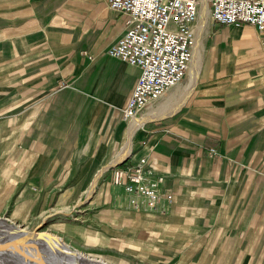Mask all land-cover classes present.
<instances>
[{
	"label": "crops",
	"instance_id": "obj_1",
	"mask_svg": "<svg viewBox=\"0 0 264 264\" xmlns=\"http://www.w3.org/2000/svg\"><path fill=\"white\" fill-rule=\"evenodd\" d=\"M125 22L103 0H0V127L16 136L0 160V210L18 193L12 211L25 217L50 191L89 188L122 147L131 125L123 108L139 69L107 49ZM211 24L215 37L185 100L133 128L118 162L143 158L161 178L156 211L132 209L122 186L102 184L94 198L108 208L91 225L106 244L79 250L86 256L264 264V50L251 25ZM174 94L170 87L136 116L162 110Z\"/></svg>",
	"mask_w": 264,
	"mask_h": 264
},
{
	"label": "built area",
	"instance_id": "obj_2",
	"mask_svg": "<svg viewBox=\"0 0 264 264\" xmlns=\"http://www.w3.org/2000/svg\"><path fill=\"white\" fill-rule=\"evenodd\" d=\"M126 16L124 32L107 49L110 57L138 67L139 74L123 108L131 119L148 102L179 83L196 46L194 26L201 0H103ZM213 22L254 27L264 50V0H209ZM111 180L123 187L128 205L153 213L164 196L160 177H152L141 158L136 164L113 166ZM167 199L171 195H166Z\"/></svg>",
	"mask_w": 264,
	"mask_h": 264
},
{
	"label": "rangeland",
	"instance_id": "obj_3",
	"mask_svg": "<svg viewBox=\"0 0 264 264\" xmlns=\"http://www.w3.org/2000/svg\"><path fill=\"white\" fill-rule=\"evenodd\" d=\"M203 2H205V7H206L207 29H206V32L205 31L202 32V35L200 36L201 37L200 43H199V39L197 43L198 45H201L199 47L200 48L199 49L200 50L199 71H201L204 58L207 54V48H208L207 45L210 43V40L215 37V34H212V31H211V29L214 26L211 24L213 21L210 15L209 0H204V1L201 0V2H199V16L203 9L202 8ZM214 29L215 27L213 28V30ZM190 80H191V76L188 73V68H187V72L185 73L184 77L177 84L180 85V84H183L185 81L189 82ZM10 129H14V128L0 127V151H1L0 160L2 161H3L2 159L3 150L7 149L10 151L11 146H13V143H14V142H9V139H11V137H16L14 133L10 132ZM4 153H6V151H4ZM124 163L125 161H122L121 163H117V164L123 165ZM102 166L100 168H102ZM100 168L98 169V171L100 170ZM91 183H90V186H91ZM111 183L114 184L112 180L110 179L109 172L107 171L100 178V181L97 183L95 190L90 195L88 194L90 186L89 188H85L82 190L69 189V190L50 191V197L44 202V204L39 203L28 214V216L25 215V217L16 216L13 214L12 209L13 208L15 209L17 206L16 196L18 195V193H16L15 195H12L11 198L8 199V201L5 203L3 207H1L0 217L5 216L7 217L9 221L16 223L18 225H22L25 227V229H28L30 231L38 230V231L49 232L59 237L72 249H75L77 251L81 250V251L92 253L93 251H97V248L95 247L97 243L98 245L103 246L106 244V239L104 235L102 237L97 235L98 236L97 237L95 235L97 233L95 232L97 231V229L95 228V226H92L91 224H94V220L97 218L103 219L104 216L102 215L105 213V210L108 208L104 202L102 203L94 197L96 193L99 192V189L102 184L111 185ZM114 185L119 186L117 184H114ZM115 196H117V194ZM93 199L95 200L93 201ZM102 211H103V214H101ZM104 220H107V219L105 218ZM99 227L101 228L103 227V225H100ZM6 255L15 258L12 255H9V254H6ZM94 259L103 263L101 259H98V258H94ZM13 261L14 259H10L9 262L7 261L5 263L14 264ZM0 264H3V263L0 261Z\"/></svg>",
	"mask_w": 264,
	"mask_h": 264
},
{
	"label": "bare ground",
	"instance_id": "obj_4",
	"mask_svg": "<svg viewBox=\"0 0 264 264\" xmlns=\"http://www.w3.org/2000/svg\"><path fill=\"white\" fill-rule=\"evenodd\" d=\"M202 8L203 9L199 16V19L197 20V23L193 28L196 33V39H197L196 44L198 43V39L200 43V38H201L200 36L202 35V32L207 29L205 2H203ZM200 46L201 45H198V44L195 46L194 48L195 51L193 52L191 63H189L188 73L191 76L190 83L187 84L184 89L175 88L172 90L171 88L172 93H175L174 99L168 100L167 103H164L163 105L156 106V107L162 108V110L159 109V110H153L150 112L149 110L148 112H142V113L140 112L141 114L139 116L133 117L131 118V120L129 119V121L131 122V125L130 127H128V129L125 132L126 133L125 135H127V138L124 140L122 147L120 148L119 152L116 154L114 159L108 163H105L102 166V168H100V170L98 171V173L96 174V176L94 177L91 183L90 189L88 191L89 195L95 190L97 183L100 181V178L104 175V173L107 171L109 166L115 165L116 163L120 162L121 160H124V158L128 156L129 149H130V135H132L131 131L133 128L139 127L148 121L159 119L160 117H163L173 112L177 108V106L180 105L185 100V96L188 95V93L191 90L190 87L193 86L196 78L199 75V58H200V50H199L200 48L199 47ZM181 92H183L182 96L180 97L179 100H176L177 95ZM9 185H12V184H9ZM3 252H8L7 254L12 255L15 258L10 257L8 255L6 256V254L3 255L2 254ZM14 252L16 253L13 254ZM10 259H14L13 261L14 264H46L44 263V261L37 258L31 253L29 244L24 240V238H15V239L8 238L0 242V261L3 264H6L5 262L7 261L9 262ZM72 262L74 264H80L79 262L77 263L75 260H73ZM93 262H94L93 264H104V263L99 262L98 260H94ZM47 264H61V263L56 261V262H50Z\"/></svg>",
	"mask_w": 264,
	"mask_h": 264
},
{
	"label": "water",
	"instance_id": "obj_5",
	"mask_svg": "<svg viewBox=\"0 0 264 264\" xmlns=\"http://www.w3.org/2000/svg\"><path fill=\"white\" fill-rule=\"evenodd\" d=\"M8 238H24L29 244L31 253L46 264L56 261L61 264H74L72 262L73 260L80 264L94 263L91 257H87L83 253L72 249L59 237L46 231H30L25 229L24 226L13 223L7 217L3 216L0 217V242ZM7 253L3 252L2 254Z\"/></svg>",
	"mask_w": 264,
	"mask_h": 264
}]
</instances>
